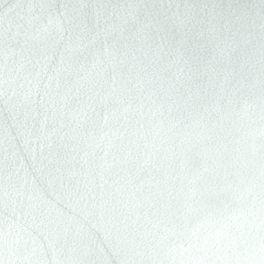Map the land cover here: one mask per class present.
Segmentation results:
<instances>
[{
	"label": "clouds",
	"instance_id": "obj_1",
	"mask_svg": "<svg viewBox=\"0 0 264 264\" xmlns=\"http://www.w3.org/2000/svg\"><path fill=\"white\" fill-rule=\"evenodd\" d=\"M0 264H264V0H27Z\"/></svg>",
	"mask_w": 264,
	"mask_h": 264
},
{
	"label": "water",
	"instance_id": "obj_2",
	"mask_svg": "<svg viewBox=\"0 0 264 264\" xmlns=\"http://www.w3.org/2000/svg\"><path fill=\"white\" fill-rule=\"evenodd\" d=\"M27 0H0V29L13 30L25 15Z\"/></svg>",
	"mask_w": 264,
	"mask_h": 264
}]
</instances>
